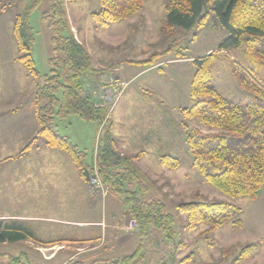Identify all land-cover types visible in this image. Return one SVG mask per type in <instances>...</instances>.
<instances>
[{"label":"rangeland","instance_id":"rangeland-1","mask_svg":"<svg viewBox=\"0 0 264 264\" xmlns=\"http://www.w3.org/2000/svg\"><path fill=\"white\" fill-rule=\"evenodd\" d=\"M33 1L0 0V182L6 168L4 159L21 151L34 137V149L46 147L44 139L36 135L39 125L34 115L33 97L35 85L41 84L49 74L48 60L54 55L51 33L41 20L49 8V0H41L29 15L35 39L31 55L38 78L31 77L17 60L20 54L13 36L16 16ZM168 2L144 0L134 15L107 28L97 27L91 18L92 13L100 10L99 0H78L66 5L68 32L89 54L96 68L95 74L83 81V90L101 93L112 85L107 82V76L123 84L117 101L107 102L100 108H104L111 122V135L119 153L131 158L139 156L134 169L142 176L145 198L162 202L166 213L173 217L170 238L159 229L149 227L142 231L138 225L129 232L132 233L130 241L115 247L113 256L118 259L135 254L125 264H159L171 260L175 264H264V185L255 199H232L209 185L192 166L185 127H196L202 132L210 129L194 120H184L181 112L191 105L193 60L216 52L228 34L209 19L187 31L167 26L165 7ZM113 69L117 70L116 75L111 74ZM101 73L105 84H100ZM108 126L103 123L98 127L97 123L82 120L77 115L52 120L54 130L68 138L91 166ZM163 155L178 159L179 167L170 170L160 165L158 159ZM91 166L88 174H91ZM60 170L69 181L73 169L61 167ZM47 173V170L40 172L37 180L54 181ZM19 190L23 192V187ZM107 196L113 195L107 191ZM113 198L114 205L109 211L116 216L108 215L107 222H111L114 230L110 228L107 234L114 231L118 236H125L126 231L121 233L115 229L132 219L124 214V205ZM194 201H225L236 205L241 209L237 217L239 225L230 222L212 232L205 226L188 231L185 217L177 212V206ZM18 204L0 203V214L39 212ZM109 237L110 234L108 242ZM254 247L257 251L249 253ZM15 248L31 254L23 245L0 244V258L8 257ZM247 248V252L244 251Z\"/></svg>","mask_w":264,"mask_h":264},{"label":"trees","instance_id":"trees-1","mask_svg":"<svg viewBox=\"0 0 264 264\" xmlns=\"http://www.w3.org/2000/svg\"><path fill=\"white\" fill-rule=\"evenodd\" d=\"M75 1L78 0H49V8L41 17L51 33L54 55L48 60L49 74L34 87V115L39 125L36 135L44 139L47 147L64 152L81 179L88 182L85 172H89L91 164L68 138L54 130L52 120L77 115L98 127L107 123L93 157L102 184L120 200L140 230L159 229L170 238L173 217L166 213L162 202L145 198L142 176L134 169L139 156L131 158L119 153L106 111L95 107L94 99L83 90V81L93 76L96 68L89 54L68 32L66 5ZM143 1L99 0L100 10L92 13L91 18L97 27L107 28L134 15ZM40 2H31L13 24L20 54L17 60L33 78H38L39 73L31 55L35 39L29 15ZM206 6L209 8L205 9ZM165 10L167 26L187 31L209 19L228 34L216 52L193 60L191 105L181 111L182 117L210 131L186 125V143L192 166L209 185L232 199H255L264 185V0H169ZM35 140L36 137L18 156ZM158 161L170 170L179 167L178 159L170 155L160 156ZM177 212L184 215L188 231L205 226L212 232L230 222L239 225L241 209L225 201H194L179 204ZM25 240L41 243L22 224L0 221V243ZM256 251L254 247L249 253ZM134 255L101 264H125ZM241 256L244 257L242 253ZM159 264L175 263L171 260Z\"/></svg>","mask_w":264,"mask_h":264},{"label":"crops","instance_id":"crops-1","mask_svg":"<svg viewBox=\"0 0 264 264\" xmlns=\"http://www.w3.org/2000/svg\"><path fill=\"white\" fill-rule=\"evenodd\" d=\"M19 153L4 159L0 203H19L20 207L25 204L39 212L9 214L7 211L0 214V221L22 224L41 243L28 240L0 243L7 247L23 245L31 251L26 254L15 248L12 252L18 253L0 258V264H101L124 258L116 259L114 249L130 241L132 233L118 236L109 231L107 241V231L114 230L107 217L116 216L109 211L114 205L113 196L108 197L107 191L102 197L91 196L88 182L81 179L69 157L58 149L31 146L22 156ZM61 167L73 169L69 181ZM46 170L54 181L37 180L40 172ZM22 187L23 192L19 190ZM124 226L115 230L124 233Z\"/></svg>","mask_w":264,"mask_h":264},{"label":"built area","instance_id":"built-area-1","mask_svg":"<svg viewBox=\"0 0 264 264\" xmlns=\"http://www.w3.org/2000/svg\"><path fill=\"white\" fill-rule=\"evenodd\" d=\"M112 75L117 74V70L113 69V72L111 73ZM107 82H111V87L108 86L107 88L103 89L102 92H88V95H92L93 93V99L95 103V107L99 108L105 105L107 102H116L120 93H121V85L123 84H117L115 83V79L113 77L107 76ZM100 84H105V77L103 76V73L100 74ZM117 98V99H116ZM116 100V101H115ZM91 176L93 178H90L89 180V192L90 195L93 197H98V196H104L105 194V189L102 185V182L98 176V171L96 165L93 163L92 169H91ZM138 227V223L136 220H129L128 223L124 226L123 230L126 231V233H129L133 230H135Z\"/></svg>","mask_w":264,"mask_h":264},{"label":"water","instance_id":"water-1","mask_svg":"<svg viewBox=\"0 0 264 264\" xmlns=\"http://www.w3.org/2000/svg\"><path fill=\"white\" fill-rule=\"evenodd\" d=\"M85 175H86V179L88 180L89 179L88 172H85ZM91 178H93V176Z\"/></svg>","mask_w":264,"mask_h":264}]
</instances>
